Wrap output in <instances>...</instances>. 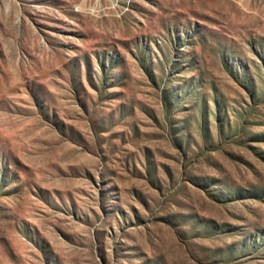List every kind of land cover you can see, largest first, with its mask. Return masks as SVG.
Here are the masks:
<instances>
[{"label":"rangeland","instance_id":"rangeland-1","mask_svg":"<svg viewBox=\"0 0 264 264\" xmlns=\"http://www.w3.org/2000/svg\"><path fill=\"white\" fill-rule=\"evenodd\" d=\"M0 264H264V0H0Z\"/></svg>","mask_w":264,"mask_h":264}]
</instances>
